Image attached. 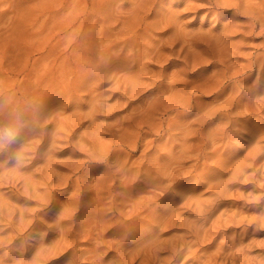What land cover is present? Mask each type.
I'll return each mask as SVG.
<instances>
[{
    "label": "rangeland",
    "instance_id": "rangeland-1",
    "mask_svg": "<svg viewBox=\"0 0 264 264\" xmlns=\"http://www.w3.org/2000/svg\"><path fill=\"white\" fill-rule=\"evenodd\" d=\"M189 1L0 0V264H109L123 252L129 264L138 251L140 264L184 234L197 199L213 197L232 165L221 157L246 154L254 79L234 88V65L262 38L241 44L233 65H215L212 50L195 60V38L172 51L168 18L178 33L202 26L205 0L196 18ZM232 13L217 25L209 16L201 37ZM218 212L199 225L203 236L223 228ZM200 246L175 264H197ZM258 247L250 254L262 256Z\"/></svg>",
    "mask_w": 264,
    "mask_h": 264
},
{
    "label": "bare ground",
    "instance_id": "bare-ground-1",
    "mask_svg": "<svg viewBox=\"0 0 264 264\" xmlns=\"http://www.w3.org/2000/svg\"><path fill=\"white\" fill-rule=\"evenodd\" d=\"M204 2L205 4H203V7L205 11L201 13L202 26L197 30L189 29L190 31H185L183 33H178V30L172 31L173 29L171 30V28L174 25L175 20L173 17H171L172 19H167V24L164 23L163 25L164 28H167V30H165V35L168 36L167 42L172 45L171 50L173 51L175 46L177 47L181 41L189 43V41L195 38L198 42L193 54L195 60L203 54H210L209 52L212 50V54L218 56V59H215L214 61L215 65H217L216 63H221L225 66L238 63L237 60L234 61L235 55L240 52L239 46L245 43L248 38H253L254 40L256 38H262L257 44L256 42H254L255 45L252 43L256 47V50L250 54V57L247 58L246 62L234 65L236 68L238 65L239 67L238 70L236 69V73L234 71L235 78L232 80V83H234L235 86L234 88L240 91L244 82L248 83L250 80L254 79L253 84L248 89L249 95L251 93L249 98L251 97L254 99L253 101L256 106V109L253 111L256 120L253 121L254 125L252 132L249 133V145L246 154L240 156L238 153H232V155L230 154L231 157L227 155L229 157L228 159L221 157L220 160L223 164L229 162L228 164L232 163V165L227 170V173L219 171L220 177L218 176V178L220 179L212 185L210 189L211 196L213 197L210 196L211 198L207 199H197L194 204L191 205L186 222L183 224L185 230L184 234L180 236L178 235L177 239L171 238L172 240L168 241L167 244L165 243L161 248L152 250V253L147 258L142 259L140 264H175L180 260V256L186 254L184 252L190 250V247L194 244L201 245L200 249L204 250V253L201 255L199 253V256L198 251L194 249L191 251L193 255H191L192 259L196 261L197 264H264V254H262V256L261 254L256 256L250 254L251 251L258 246L261 250L264 249V239L259 240L257 236L264 234V0H205ZM188 7L195 11L196 15L194 14V18L198 17L197 13L201 11L200 7L202 6H197L196 0H190ZM229 10H233V13L230 14L229 21L223 24L221 31L214 32V30L210 28L208 33L202 38L200 33L204 32L202 31L203 24L209 20V16H212L214 19L213 21L217 22L215 23L217 25L219 19ZM238 36L240 37L236 39ZM151 44L152 46L149 47L150 51L148 54L151 55L155 50L157 56L160 58L158 55L160 48L158 50L154 42H151ZM183 45L185 46V44ZM180 51L185 54V60L189 61L191 57L190 53H185L183 46ZM199 63L200 62H198V64ZM238 74H240L242 78H239ZM136 76L132 75L128 77L129 82L134 89L140 85V78L138 79ZM184 87L186 88V86ZM234 94L237 95L235 92ZM243 97L241 96L237 100L233 99L232 102L236 103L237 108L244 106ZM247 106L245 108H248ZM251 116L253 117V115ZM214 133L215 132L209 133V137L212 140H214ZM184 144H186V142ZM251 169L253 174L250 176V184L246 186L242 185L243 187H241L243 189H248L241 190L240 194H234L233 188L236 184H239L238 182L243 179V176L247 177L249 175L246 174ZM226 174H228L230 178L228 177L224 179L221 177ZM213 180L214 179L211 181ZM228 199H230V201H227ZM221 209L222 212H220ZM217 211L220 213L218 221L225 219V222L221 221L224 222L221 224L223 225V228H221L219 224L214 226L215 229L213 228V231L210 229L211 234H209V236H203V231H201L199 227L204 226L214 214H217ZM177 217L178 214L174 215V218ZM238 228H242L239 235ZM251 231H254L255 234L251 235ZM228 232L232 234L230 235ZM219 236H221L223 240L213 246L212 244H216L215 242ZM248 238L249 241H247ZM206 240L209 241L207 245L201 244ZM41 250L44 251L43 249ZM123 253H120V257H117L116 259L113 258L114 260L112 259L109 264H125L126 259H124L125 261L122 260V257L125 255ZM139 254V251L137 254H134L133 258H130L131 262L129 264H134V261L140 257H137ZM10 255L11 254H9V256ZM97 260L99 261V264H104V259L102 257ZM126 264H128V262Z\"/></svg>",
    "mask_w": 264,
    "mask_h": 264
}]
</instances>
